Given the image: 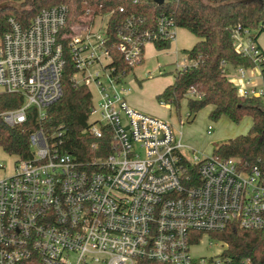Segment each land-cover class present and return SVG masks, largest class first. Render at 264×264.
Wrapping results in <instances>:
<instances>
[{
    "label": "built area",
    "instance_id": "built-area-1",
    "mask_svg": "<svg viewBox=\"0 0 264 264\" xmlns=\"http://www.w3.org/2000/svg\"><path fill=\"white\" fill-rule=\"evenodd\" d=\"M67 19L64 4L41 10L26 28L9 17L10 30L0 39V93L20 94L24 103L0 111L6 125L25 123L32 107L42 120L61 98L66 36L61 30ZM129 22L120 32L119 49L135 62L144 57L147 42H172L179 28L164 13L153 32L140 33ZM90 28L81 26V33L71 35L70 52L75 77H82L78 83L95 85L99 96L91 114L98 117H90L88 131L101 137V127L110 126L113 153L96 160L94 170L64 150L62 132L32 130L31 157L15 155L12 173L0 176V264H255L250 257L226 255L228 245L220 238L226 246L220 255L197 257L191 249L231 224L264 235L261 170L235 157L188 159L169 121L129 104V88H117L113 68L91 71L102 56L109 63L112 58L106 31L95 35ZM233 45L263 70L264 54L248 30H236ZM238 68V80L232 81L240 95L264 97V89L249 86L244 67ZM212 130L210 125L208 133Z\"/></svg>",
    "mask_w": 264,
    "mask_h": 264
},
{
    "label": "trees",
    "instance_id": "trees-1",
    "mask_svg": "<svg viewBox=\"0 0 264 264\" xmlns=\"http://www.w3.org/2000/svg\"><path fill=\"white\" fill-rule=\"evenodd\" d=\"M61 4L68 7L67 23L61 30V34L66 35L61 37L65 58L63 94L47 108L42 120L34 107L28 110L27 121L23 124L11 127L0 119V147L6 153L30 158L29 133L41 126L49 135L62 132L60 138L64 150L73 152L84 166L97 170L95 161L113 153L114 132L110 126L101 127V137L88 131L94 108L93 94L88 85L78 83L75 77L78 68L71 56L70 37L81 26L92 27L98 16L110 14L106 25V46L112 60L106 67L114 69L113 75L120 82L144 61V57L139 62L125 58L119 49L120 32H126L131 20L132 28L138 32H153L158 17L164 13L198 40L191 49L183 50L191 65L176 71L173 83L157 95L158 101L179 110L181 100L186 99L187 116L191 121L208 106L211 107L209 118L212 121L227 117L233 123H239L249 116V131L221 143L212 155L238 158L248 168L258 166L264 175V97L240 95L238 87L228 76L230 67L255 66L249 57L237 51L233 40L236 30L241 33L248 30L250 37L257 42L264 32V0H164L162 3L154 0H0V38L10 30L9 17H14L26 28L41 10ZM152 43L157 50H165L172 42L156 39ZM23 103L20 94L0 93V111ZM194 177L197 180L196 174ZM213 234L227 243L226 255L236 260L250 257L255 264H264V235L260 231L231 224ZM139 264L162 263L142 260Z\"/></svg>",
    "mask_w": 264,
    "mask_h": 264
},
{
    "label": "rangeland",
    "instance_id": "rangeland-1",
    "mask_svg": "<svg viewBox=\"0 0 264 264\" xmlns=\"http://www.w3.org/2000/svg\"><path fill=\"white\" fill-rule=\"evenodd\" d=\"M109 16L110 14L98 16L94 25L90 28V32L101 36L105 34ZM78 32L81 33L80 30ZM193 40L194 35L187 29L180 27L177 30L175 40L172 41L171 47L167 50H157L152 42H147L144 45L143 63L139 64L133 72L124 76L117 85L118 89L129 88V91L125 94L127 100L136 99L141 102L142 106L145 105V109L137 108V110L171 123L176 138H182V150L190 160H193L195 155L201 158L212 156L214 149L221 143L237 135L246 134L251 127L249 116H245L239 123H233L227 117L212 121L209 118L211 110L209 106L199 111L196 118L191 121L187 116L186 99L181 100L179 110L173 105L169 106L158 101L157 93L163 89L161 85L174 78L178 70L177 64L189 63L182 50L191 47ZM109 61L108 57L102 56L101 63L96 64L91 71L103 72V66L108 64ZM76 78L81 82L82 77L80 74H77ZM90 90L93 94L94 106L97 107L99 97L97 88L95 85H91ZM96 117H98V114L91 116V121H94ZM210 125L213 126V130L208 133ZM16 159L17 156L6 153L0 147V163L6 167V170H0V176L12 173ZM211 242L212 245H210ZM225 248V244L219 241L216 234H209L202 238L197 246H193L191 252L197 257L217 256L222 254Z\"/></svg>",
    "mask_w": 264,
    "mask_h": 264
},
{
    "label": "crops",
    "instance_id": "crops-1",
    "mask_svg": "<svg viewBox=\"0 0 264 264\" xmlns=\"http://www.w3.org/2000/svg\"><path fill=\"white\" fill-rule=\"evenodd\" d=\"M197 40L198 39L194 36L193 45L197 42ZM257 43H258L260 49L262 50V52L264 53V32L260 34V36H259V38L257 40ZM193 45L191 47H189L188 49H191L193 47ZM165 50H167V49H165ZM183 50H185V49H183ZM184 54L187 57V54L186 53H184ZM187 60L189 61L188 57H187ZM244 70H245V80L249 81V84H248L249 86H255L258 89H261V88L264 89V71L261 68L254 66V67H251V68H244ZM228 76H229V78L231 80L236 82L238 80V77H239V68L238 67H230L229 70H228ZM173 81H174V78H171V79L167 80L165 83H163L164 85L163 84L161 85V88L164 89L167 85L173 83ZM163 89H161V91H159L157 93V95L160 92H162ZM128 102L135 109H137V108L145 109V105L142 106V104H141V102L139 100L132 99V100H128ZM166 105L170 106V104H166Z\"/></svg>",
    "mask_w": 264,
    "mask_h": 264
},
{
    "label": "water",
    "instance_id": "water-1",
    "mask_svg": "<svg viewBox=\"0 0 264 264\" xmlns=\"http://www.w3.org/2000/svg\"><path fill=\"white\" fill-rule=\"evenodd\" d=\"M155 2H159V3H162L164 2V0H154Z\"/></svg>",
    "mask_w": 264,
    "mask_h": 264
}]
</instances>
